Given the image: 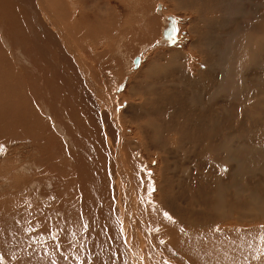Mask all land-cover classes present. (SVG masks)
I'll list each match as a JSON object with an SVG mask.
<instances>
[{
	"label": "rangeland",
	"instance_id": "obj_1",
	"mask_svg": "<svg viewBox=\"0 0 264 264\" xmlns=\"http://www.w3.org/2000/svg\"><path fill=\"white\" fill-rule=\"evenodd\" d=\"M49 1L0 0V264H264V0ZM126 215L202 239L129 252Z\"/></svg>",
	"mask_w": 264,
	"mask_h": 264
},
{
	"label": "bare ground",
	"instance_id": "obj_2",
	"mask_svg": "<svg viewBox=\"0 0 264 264\" xmlns=\"http://www.w3.org/2000/svg\"><path fill=\"white\" fill-rule=\"evenodd\" d=\"M47 1H48V0H47ZM50 1L52 2L51 4L49 3L51 7H54V6L58 7V6H61L60 3H62V2L64 3L63 0H50ZM50 1H49V2H50ZM222 1H223V0H222ZM10 3H11V2H10ZM45 3H46V1H45ZM56 3H58V4L56 5ZM217 3H218V2H217ZM47 4H48V3H47ZM49 4H48V5H49ZM62 7H63V6H62ZM54 8H55V7H54ZM54 8H52V9H54ZM58 8H59V7H58ZM56 9H57V8H55V10H56ZM48 10H49V9H48ZM60 10H61V9H60ZM66 10H67V9H66ZM66 10H65V11H66ZM57 11H59V9H58ZM63 11H64V10H63ZM52 12L54 13L55 11L52 10ZM77 12H78V11H77ZM63 14H64V13H63ZM63 16H64V15H63ZM58 17H59V15H58ZM58 17H57V18H58ZM60 18H61V17H60ZM263 18H264V17H263ZM48 19L50 20L49 23H51V25H53V24H52V23L54 22L53 18H51V16L49 15V16H48ZM74 19H75V18H74ZM261 19H262V18H261ZM59 20H60V19H59ZM64 20H65V19H64ZM259 20H260V18H259ZM13 22H14V21H13ZM55 22H56V21H55ZM74 22H75V20H74ZM167 22H168V21H167ZM262 22H264V21H261V22H260V25H261ZM14 23H15V22H14ZM61 23H62V22H61ZM169 23H170V22H169ZM256 24H257V23H256ZM73 25H74V24H73ZM172 25H173V24H172ZM263 25H264V24H263ZM64 26H65V25H64ZM75 26H76V25H75ZM173 26H174V25H173ZM52 27H53V26H52ZM76 27H77V26H76ZM67 28H68V27H67ZM173 28H175V27H173ZM173 28H172L171 25H169V27L166 28V31H165V34H164L163 39L168 40V39H167V38H168L167 36H169L170 34H172V33L174 32V31H173ZM259 28H260V27H259ZM17 29L20 30V28H18V27H17ZM250 29H251V28H250ZM261 29L264 30L263 27H262ZM256 30H257V29H256ZM172 31H173V32H172ZM14 32H15V31H14ZM62 32H63V31H62ZM64 32H65V31H64ZM171 32H172V33H171ZM259 32H261V31H259ZM79 33H80V32H79ZM256 33H257V32H256ZM260 34H264V31H263V33L261 32ZM166 35H167V36H166ZM60 36H61V35H60ZM165 36H166V37H165ZM176 37H177V36H176ZM256 37H257V35H256ZM258 37H259V36H258ZM246 38H247V37H246ZM252 38H253V37H252ZM62 39H63V40L65 39L64 42H66V40L68 41V39H66L65 37H62ZM74 39H75V38H74ZM253 39H254V38H253ZM255 39H256V38H255ZM263 39H264V38H263ZM75 40H76V39H75ZM161 40H162V39H161ZM61 41H62V40H61ZM254 41H256V40H254ZM45 42H46V41H45ZM68 42H69V41H68ZM62 43H63V42H62ZM70 43H71V41H70ZM262 43H264V42H262ZM65 44L68 45L69 43H65ZM245 44H246V43H245ZM245 44H244V45H245ZM70 45H71V44H70ZM261 45H262V44H261ZM72 46H73V45H72ZM72 46H71V48H72ZM210 46H211V45H210ZM245 46H246V45H245ZM253 46H255V45H253ZM63 47H65V46H63ZM250 47H251V46H250ZM262 47L264 48V46H262ZM262 47H261V48H262ZM261 48H260V49H261ZM66 49H67V48H66ZM253 49H254V48H253ZM68 50L70 51L71 49H68ZM263 50H264V49H263ZM0 51H1V50H0ZM2 51H3V50H2ZM71 51H72V50H71ZM71 51H70V52H71ZM208 51H209V50H208ZM262 53H263V52H262ZM259 54H260V53H259ZM209 57H210V56H209ZM248 58H249V57H248ZM44 59H45V58H44ZM137 59H138V58H137ZM262 60H263V59H262ZM218 61H219V60H218ZM134 62H135V61H134ZM135 63H136V62H135ZM238 64H239V63H238ZM253 64H254V63H253ZM256 64H257V63H256ZM244 66H245V65H244ZM249 66H250V65H249ZM249 66H247V67H249ZM233 68H234V67H233ZM245 68H246V67H245ZM255 68H256V67H255ZM252 69H254V68H252ZM255 70H256V69H255ZM255 70H254V71H255ZM256 72H257V71H256ZM242 73H244V71H243ZM2 75H3V74H2ZM241 75H242V74H241ZM245 75H246V74H245ZM245 75H244V76H245ZM242 76H243V75H242ZM247 76H248V75H247ZM0 77H1V76H0ZM259 77H260V76H259ZM8 78H9V77H8ZM220 78H221V76H220ZM3 79H4V78H3ZM213 79H214V78H213ZM240 79L242 80L243 78H240ZM260 79H261V78H260ZM214 81H215V80H214ZM261 81H262V80H261ZM250 83H251V82H250ZM256 84H258V81H257ZM260 84H262V83L260 82ZM260 84H258V85H260ZM217 86H219V84H218ZM219 88H220V87H219ZM255 88H256V87H255ZM261 88H262V87H261ZM175 89H176V88H175ZM216 89H218V88H216ZM216 89H215V90H216ZM241 89H243V87H242ZM255 90L257 91L258 89H255ZM171 91H172V89H171ZM239 91H240V90H239ZM248 91H249V90H248ZM174 92H176V91H174ZM216 93H217V92H216ZM218 93H219V92H218ZM251 93H252V92H251ZM258 93H259V92H258ZM170 94H171V93H170ZM207 95H208V94H207ZM166 98H167V97H166ZM263 98H264V97H263ZM167 99H168V98H167ZM252 99H254V98H252ZM159 100H160V99H159ZM171 100H172V99H171ZM256 100H257V99H256ZM156 101H157V100H156ZM209 101H211V100H209ZM165 102H166V101H165ZM179 102H180V101H179ZM258 102H259V101H258ZM173 103H174V102H173ZM173 103H172V104H173ZM187 103H188V102H187ZM152 104H153V102H152ZM152 104H151V105H152ZM155 104H156V103H155ZM159 104H160V102H159ZM168 104H169V103H168ZM134 106H136L135 108H139L138 111H140V110L143 108V106L140 105V103H139V104L136 103V104H134ZM134 106L132 105V107H134ZM152 106H153V105H152ZM167 106H168V105H167ZM173 106H174V104H173ZM177 106L179 107V105H177ZM258 106H259V105H258ZM153 107H154V106H153ZM262 107H263V106H262ZM262 107H261V108H262ZM161 108H162V107H161ZM171 108H172V106H171ZM182 108H184V107H182ZM145 109H146V108H145ZM154 109H155V108H154ZM164 109H166V108H164ZM155 110H156V109H155ZM175 110H176V109H175ZM253 110H254V109H253ZM156 111H157V110H156ZM166 111H167V110H166ZM171 111H172V110H171ZM247 111H248V110H247ZM151 112H152V110H151ZM157 112H158V111H157ZM178 112H179V111H178ZM237 112H238V111H237ZM250 112H251V111H250ZM254 112H255V111H253V114H254ZM144 113H145V112H144ZM182 113H183V112H182ZM235 113H236V112H235ZM115 114H116V113H115ZM239 114H241V113H239ZM239 114H238V116H239ZM258 114L260 115V113H258ZM137 115H138V114H137ZM145 115H146V114H144V116H145ZM147 115H148V114H147ZM175 115H176V114H175ZM246 115H247V114H246ZM249 115H250V114H249ZM260 116H261V115H260ZM37 117H38V116H37ZM251 117H252V116H251ZM255 117H257V114H256ZM255 117H254V118H255ZM172 118H173V117H172ZM176 118H177V117H176ZM176 118H175V119H176ZM181 118H182V117H181ZM220 118H222V120L224 119L222 116H221ZM225 118H226V117H225ZM188 119H189V118H188ZM229 119H230V118H229ZM229 119H228V120H229ZM184 120H185V119H184ZM219 120H220V119H219ZM219 120H218V121H219ZM224 120H225V119H224ZM224 120H223V122H224ZM253 121H254V120H253ZM177 122H178V121H177ZM182 122H183V121H182ZM185 122H188V121H185ZM185 122H184V123H185ZM190 122H191V121H190ZM204 122H205V121H204ZM220 122H221V121H219V123H220ZM227 122H228V121H227ZM232 122H233V121H232ZM232 122L229 123V126L231 125ZM169 123H170V122H169ZM184 123H183L182 126L185 127L186 124H184ZM219 123H218V124H219ZM224 123H225V122H224ZM177 124H178V123H177ZM179 124H180V123H179ZM188 124H189V123H188ZM221 124H223V123H221ZM234 124H235V123H234ZM201 125H202V124H201ZM215 125H217V124H215ZM215 125H213V126H215ZM223 125H224V124H223ZM223 125H221V126H223ZM227 125H228V124H227ZM142 126H143V125H142ZM175 126H176V125H175ZM182 126H181V127H182ZM187 126H188V125H187ZM217 126H218V125H217ZM225 126H226V124H225ZM225 126H224V127H225ZM254 126L257 127V125H254ZM165 127H166V126H165ZM178 127H179V126H178ZM230 127H231V126H230ZM259 127H260V126H259ZM143 128L145 129V125L143 126ZM182 128H183V127H182ZM190 128H193V127H190ZM222 128H223V127H222ZM228 128H229V127H228ZM231 128H232V127H231ZM231 128H230V129H231ZM254 128H255V127H254ZM157 129H158V128H157ZM178 129H179V128H178ZM199 129H200V128H199ZM202 129H203V128H202ZM217 129H218V127H217ZM223 129H224V128H223ZM242 129H243V128H242ZM256 129H258V128H256ZM135 130H136V129H135ZM154 130H155V129H154ZM174 130H176V129L174 128ZM187 130H188L190 133L193 132L192 129H188L187 127H186V129H185L184 132H186ZM225 130H226V129H225ZM228 130H229V129H228ZM241 131H242V130H241ZM241 131H240V129H239V134H241ZM258 131H259V130H258ZM184 132H183V133H184ZM194 132H196V131H194ZM206 132H207V131H206ZM221 132H222V131H221ZM237 132H238V131H237ZM230 133H231V132H230ZM242 133H243V132H242ZM253 133H254V132H253ZM255 133H256V131H255ZM258 133H259V132H258ZM263 133H264V132H263ZM263 133H262V134H263ZM201 134H202V133H201ZM201 134H200V135H201ZM214 134H215V133H214ZM220 134H221V133H220ZM224 134H225V133H224ZM228 134H229V133H228ZM235 134H237V133H235ZM243 134H244V133H243ZM262 134H260V136H261ZM191 135H193V134H191ZM207 135H211V134H207ZM212 135H213V134H212ZM233 135H234V134H233ZM241 135H242V134H241ZM241 135H240V136H241ZM237 136H238V134H237ZM160 137H161V136H160ZM230 137H231V136H230ZM174 138H175V137H174ZM191 138H193V137H191ZM228 138H229V137H228ZM235 138H236V137H235ZM238 138H239V137H238ZM172 139H173V138H172ZM172 139H171V140H172ZM187 139H189L188 136H187ZM199 139H200V138H199ZM210 139H211V138H210ZM189 140H192V139H189ZM201 140H203V139H201ZM214 140H215V139H214ZM227 140H228V139H227ZM173 141H174V140H173ZM181 141H182V140H181ZM193 141H195V139H194ZM212 141H213V140H211V143H213ZM228 141H230V139H229ZM234 141H235V140H234ZM186 142H187V141H186ZM188 142H189V141H188ZM204 142H205V141H204ZM207 142H208V141H207ZM207 142H206V143H207ZM252 142L254 143L253 140H252ZM256 142H257V141H256ZM256 142H255V144H256ZM46 143H47V142H46ZM190 143H193V144H194V142H190ZM230 143H233V142H230ZM230 143H229V144H230ZM240 143L243 144L244 142L242 141V142H240ZM136 144H137V143H136ZM169 144H170V141H169ZM169 144H168V145H169ZM188 144H189V143H188ZM199 144H200V143H199ZM199 144H198V145H199ZM233 144L235 145V143H233ZM242 144H241V145H242ZM166 145H167V144H166ZM171 145H173V144H171ZM195 145H196V144H195ZM207 145H208V144H207ZM215 145H217V144H215ZM215 145H214V146H215ZM231 145H232V144H231ZM237 145H238V143H237ZM237 145H236V146H237ZM250 145H251V144H249V146H250ZM174 146H175V145H174ZM179 146H180V145H179ZM183 146H184V145H183ZM204 146H205V144L203 145V147H204ZM220 146H222V145H220ZM229 146H230V145H229ZM239 146H240V145H239ZM260 146H261V145H260ZM169 147H170V145H169ZM196 147H197V146H196ZM208 147H209V146H208ZM258 147H259V146H258ZM160 148H161V147H160ZM178 148H179V147H178ZM194 148H195V147H194ZM194 148H193V149H194ZM198 148H200V146H199ZM215 148H216V147H215ZM228 148H229V147H228ZM251 148H252V147H251ZM253 148H254V147H253ZM193 149H192V150H193ZM211 149H212V148H211ZM221 149H222V148H221ZM232 149H233V148H232ZM237 149H238V148H237ZM237 149H236V150H237ZM239 149H240V147H239ZM239 149H238V151H239ZM241 149H242V148H241ZM246 149H247V148H246ZM254 149H255V148H254ZM259 149H260V148H259ZM150 150H151V149H150ZM174 150H175V149H174ZM203 150H204V149H203ZM203 150H202V151H203ZM212 150H213V149H212ZM219 150H220V149H219ZM234 150H235V149H234ZM236 150H235V151H236ZM243 150H244V149H242L241 152H243ZM247 150H248V149H247ZM235 151H234V152H235ZM249 151H250V150H249ZM249 151H248V152H249ZM258 151H259V150H258ZM167 152H168V151H167ZM175 152H176V150H175ZM211 152H212V151H211ZM211 152H209V153H211ZM214 152H215V151H214ZM223 152H224V150H223ZM234 152H233V153H234ZM244 152H246V151H244ZM261 152H262V151H261ZM263 152H264V150H263ZM263 152H262V153H263ZM194 153H195V152H194ZM206 153H207V152H206ZM206 153H204V154H206ZM220 153H221V152H220ZM225 153H226V151H225ZM227 153H230V152H227ZM252 153H253V152H252ZM254 153H255V152H254ZM259 153H260V152H259ZM259 153L257 152L256 155H257V154L259 155ZM155 154H156V153H155ZM159 154H160V153H159ZM187 154H188V153H187ZM204 154H203V156H205ZM234 154H235V153H234ZM243 154H246V153H243ZM198 155H199V154H198ZM201 155H202V154H201ZM206 155H207V154H206ZM239 155H240V153H239ZM254 155H255V154H254ZM256 155H255V156H256ZM261 155L263 156L264 153L261 154ZM158 156H159V155H158ZM179 156H180V155H179ZM203 156H201L200 159H201ZM222 156L224 157V153H223V155H221L220 157H222ZM225 156H226V155H225ZM245 156H246V155H245ZM247 156H248V155H247ZM255 156H254V157H255ZM188 157H189V156H188ZM223 157H222V158H223ZM226 157H227V156H226ZM239 157H242V155L239 156ZM258 157H259V156H258ZM186 158H187V157H186ZM217 158H219V157L217 156ZM242 158H243V157H242ZM256 158H257V157H256ZM263 158H264V157H263ZM158 159H159V158H158ZM219 159H220V158H219ZM219 159H217V160H218L217 162H219ZM223 159L225 160V157H224ZM227 159H228V158H227ZM229 159H231V158H229ZM183 160H185V159H183ZM221 160H222V159H221ZM243 160H244V159H243ZM189 161H190V159H189ZM205 161H206V160H205ZM244 161H246V159H245ZM250 161H251V160H250ZM256 161H257V163H258V160H256ZM256 161H254V162H256ZM158 162H159V161H158ZM158 162H157V163H158ZM185 162H186V161H185ZM185 162H183V163H185ZM215 162H216V160H215ZM223 162H224V161H223ZM254 162H253V163H254ZM259 162H260V161H259ZM188 163H189V162H188ZM202 163H203V162H202ZM204 163H206V162H204ZM208 163H209V162H208ZM220 163H222V162H220ZM246 163H247V162H246ZM251 163H252V161H251ZM253 163H252V164H253ZM170 164H171V163H170ZM176 164H177V163H176ZM176 164L173 163V165L177 166ZM190 164H192V163L190 162ZM229 164H230V163H229ZM252 164H251V165H252ZM254 164H255V163H254ZM201 165H202V164H201ZM207 165H208V164H207ZM232 165H233V164H232ZM169 166H170V165H169ZM210 166H213V165H210ZM221 166H222V165H221ZM230 166H231V165H230ZM254 166H255V165H254ZM254 166H253V167H254ZM259 166H261V165H259ZM205 167H206V165H205ZM218 167H220V166H218ZM223 167H224V166H223ZM228 167H229V166H228ZM232 167H233V166H232ZM232 167H231V168H232ZM168 168H169V167H168ZM173 168H174V167H172V169H173ZM190 168H191V167H190ZM212 168H213V167H212ZM254 168H255V167H254ZM256 168H257V167H256ZM192 169H193V168H192ZM204 169H205V168H204ZM204 169H203V170H204ZM225 169H226V168H225ZM232 169H234V168H232ZM212 170H213V169H212ZM212 170H211V171H212ZM217 170H218V169H217ZM228 170H229V168H228ZM253 170H254V169H253ZM253 170H252V171H253ZM255 170H256V169H255ZM211 171H210V172H211ZM212 172H213V171H212ZM227 172H228V171H227ZM230 172H231V171H230ZM230 172H228V173H230ZM259 172H260V171H259ZM262 172H263V171H262ZM155 173H156V175L158 174V176H156V182H155V183H151L150 185H154L155 187H159V192H162V191H163L162 180H160V181L158 180V178H159V176H160V173L158 172V170H155ZM205 173H206V172H205ZM208 173H209V172H208ZM260 173H261V172H260ZM80 174H81V173H80ZM240 174H241V173H240ZM256 174H257V173H256ZM261 174H263V173H261ZM245 175H246V174H245ZM247 175H249V174H247ZM251 176H252V175H251ZM205 177H208V176L206 175ZM223 177H224V175H223ZM246 177H247V176H246ZM246 177H245V178H246ZM153 178H154V177H153ZM166 178H167V176H166ZM166 178H164V179H166ZM226 178H227V177H226ZM226 178H225V179H226ZM231 178H233V177H231ZM256 178H257V176H256ZM154 179H155V178H154ZM229 179H230V178H229ZM239 179H240V178H239ZM250 179H252V178H250ZM258 179H259V177H258ZM258 179H257V180H258ZM209 180H210V179H209ZM209 180H208V181H209ZM230 180H231V179H230ZM247 180H248V179H247ZM148 181H149V180H148ZM152 181H153V180H152ZM200 181H201V180H200ZM253 181H254V180H253ZM153 182H154V181H153ZM210 182H211V181H210ZM250 182H252V181H250ZM255 182H256V181H255ZM228 183H229V182H228ZM194 184H195V183H194ZM249 184H250V183H249ZM253 184H255V183H253ZM253 184H252L251 186H253ZM257 184H258V183H256V185H257ZM260 184H261V183H260ZM192 185H193V184H192ZM226 185H227V184H226ZM258 185H259V184H258ZM187 186H188V185H187ZM249 186H250V185H249ZM195 187H196V186H195ZM213 187H214V186H213ZM186 188H189V187H186ZM193 188H194V187H193ZM196 188H197V187H196ZM207 188H208V187H207ZM243 188H245V187H243ZM246 188H248V187H246ZM246 188H245V189H246ZM249 188H250V187H249ZM252 189H253V188H252ZM185 190H186V189H185ZM210 190H212V188H211ZM210 190H209V191H210ZM214 190H215V189H214ZM231 190H232V189H231ZM237 190H238V189H237ZM246 190H247V189H246ZM250 190H251V189H249V191H250ZM256 190H258V189L256 188ZM256 190H255V187H254V192H255ZM190 191H191V188H190ZM159 192H158V193H159ZM191 192H192V191H191ZM199 192H200V191H199ZM187 193H188V192H187ZM212 193H213V192H212ZM248 193H249V192H248ZM250 193H251V192H250ZM188 194H189V193H188ZM202 194H203V193H202ZM215 194H216V193H215ZM246 194H247V193H246ZM210 195H211V194H210ZM210 195H209V197H210ZM216 195H217V194H216ZM241 195H242V194H241ZM190 196H191V195H190ZM190 196H189V197H190ZM202 196H203V195H202ZM207 196H208V195H207ZM207 196H206L205 198H203V199H204V200H206V198L208 199ZM247 196H248V195H247ZM185 197H186V196H185ZM218 197H219V196H218ZM232 197H233V196H232ZM241 197L243 198V196H241ZM241 197H240V198H241ZM212 198H214V197L212 196ZM222 198H224V197H222ZM236 198H237V197H236ZM249 198H250V197H249ZM209 199H211V198H209ZM232 199H233V198H232ZM70 200H71V199H70ZM153 200H154V199L150 200L149 202L152 204ZM219 200H220V198H219ZM228 200H229V199H228ZM241 200H242V199H241ZM209 201H210V200H209ZM211 201H212V200H211ZM224 201H225V200H224ZM220 202H221V201H220ZM225 202H226V201H225ZM208 203H209V202H208ZM213 203H215V202H213ZM226 203H227V202H226ZM237 203H238V202H237ZM197 204H198V203H197ZM210 204H212V202H210ZM155 205H156V203H155ZM161 205H162V204H161ZM161 205H159V206H161ZM192 205H193V204H192ZM213 205H215V204H213ZM128 206H129V205H128ZM162 206H163V208H164V207L167 208V206H169V205H168V203H163ZM205 206H206V208L208 207L207 205H205ZM205 206H204V207H205ZM204 207H203V208H204ZM216 207H217V205H216ZM218 207H219V206H218ZM225 207H226V206H225ZM154 208H155V207H154ZM168 208H169V207H168ZM170 208H171V207H170ZM219 208H220V207H219ZM201 209H202V208H201ZM201 209H200V210H201ZM210 209H211V207H210ZM234 209H235V208H234ZM160 210H161V209H160ZM162 210H163V209H162ZM162 210H161V211H162ZM169 210H170V209H168L167 212H168ZM171 210H172V209H171ZM211 210H212V209H211ZM226 210H227V209H226ZM230 210H231V209H230ZM174 211H176V210H174ZM174 211H173V212H174ZM216 211H218V210H216ZM141 212H142L143 214H147V213H148V211H147V209H145V207H141ZM208 212H209V210H208ZM225 212H226V211H225ZM171 213H172V212H171ZM202 213H204V211H202ZM217 213L220 214V212H217ZM221 213H222V212H221ZM226 213H227V212H226ZM233 213H235V210H234ZM237 213H238V211H237ZM240 213H241V212H240ZM206 214H207V213H206ZM229 214H231V213H229ZM258 214H259V213H258ZM170 215H171V214H170ZM173 215L175 216V215H177V214L174 213ZM181 215H183V214H181ZM220 215H221V214H220ZM222 215H223V214H222ZM222 215H221V218H222ZM225 215H226V214H225ZM227 215H228V214H227ZM235 215H236V213H235ZM128 216H130V215H126V216H125V219H124L125 228H124L123 226H121V227H122V228H121V234H122V235L124 236V238H125V242H124V243L126 244L125 247H126V249H128L129 252L132 251V249H131V247H132V246H131V243H132L133 247H134V243H135V242H134L135 240L133 241V239H132L133 237L131 238V235L135 237L136 234H137L135 230H137L138 233H139L140 230L144 229V227H146V226L148 227V228H147V231L144 232V230H145L146 228L143 230V232L145 233L144 240H143V239H140V237H139V238L137 237V238L140 239V240L142 241V243H143L140 247L137 246L138 248H140V250H141V249H146V248H148V246L155 247L156 245L160 244V243L163 242V241H164V242H167L170 246H172V245H176L177 248L180 247L181 245H185V246H189V247H192V248H194V249L197 250V248L195 247V246L197 245V241H196V240H201V239H202L201 236H199L201 239H197L198 237L196 238V235H195V234H193V233L191 234V233H187V232L183 233L184 235H183V238H182V236L180 235V233H181L180 230H181V229L179 228V223H180V226H181V221H182V220H177L176 222H174V224H170V226H169L170 229H169L167 226H165L163 230H159V229H156V228L153 226L152 222L150 223V222H149V221L143 216V218H141V219H139V220L137 219V220H134V221H133V225H134V227H133V226H132V227L135 228V230H134V229H132L131 226L128 227V223H129V222L127 223V221H128ZM208 216H209V215H208ZM211 216H212V215H211ZM211 216H209V217H211ZM218 216H219V215H218ZM223 216H224V215H223ZM229 216H230V215H229ZM67 217H68V216H67ZM194 217H196V216H194ZM201 217L203 218V216H201ZM206 217H207V215H206ZM209 217H208V218H209ZM231 217H232V216H231ZM245 217H246V216H245ZM185 218H186V217H185ZM192 218H193V217H192ZM208 218H206V219H208ZM213 218H214V217H213ZM223 218H224V220L226 219L225 216H224ZM77 219H78V218H77ZM209 219H210V218H209ZM217 219H218V218H217ZM228 219H229V218H228ZM233 219H234V218H233ZM233 219H232V220H233ZM258 219H260V218H258ZM258 219H257V220H258ZM187 220H188V219H187ZM255 220H256V219H255ZM255 220H254V221H255ZM260 220H261V219H260ZM130 221H131V220H130ZM213 221H214V220H213ZM262 221H264V220H262ZM198 222H199V221H198ZM198 222H196V223H198ZM204 222H205V221H204ZM206 222H207V220H206ZM208 222H209V221H208ZM211 222H212V219H211ZM229 222H230V221H229ZM251 222H252V221H251ZM256 222H258V221H256ZM177 223H178V224H177ZM227 223H228V222H227ZM245 223H246V221H245ZM262 223H263V222H262ZM262 223H261V224H262ZM184 224H185V223H184ZM187 224H189V223H187ZM187 224H185V225H187ZM213 224H214V223H213ZM240 224H241V223H240ZM249 224H250V223H249ZM253 224H254V225H253ZM259 224H260V223H259ZM263 224H264V223H263ZM129 225H131V224L129 223ZM144 225H146V226H144ZM197 225H198V227H197ZM197 225H195V226H196L197 228H200V227H199L200 224H197ZM215 225H216V224H215ZM218 225H219V224H218ZM252 225L255 226V222L252 223ZM182 226H183V225H182ZM193 226H194V225H193ZM235 226H236V225H235ZM250 226H251V224H250ZM250 226H249V227H250ZM72 227H73V226H72ZM183 227H185V226H183ZM251 227H252V226H251ZM257 228H259V229L262 228V230H263V229H264V225H262L261 227H257ZM204 229H205V228H204ZM259 229H258V231H259ZM205 230H206V229H205ZM209 230H210V229H209ZM124 231H126V232H124ZM131 231H132V232H131ZM187 231L189 232V229H187ZM206 231H207V230H206ZM210 231H211V230H210ZM216 231H218V229H216ZM219 231L222 232V234H221V235L218 234L219 236L217 235L216 237H219V238H217V239H219V240H221V238H222V240H223V242H224V241L227 240V237H229L228 234H229V233L231 234V232H234V233L237 232V233H240V234H244L245 232H250V233H251V232H255V236H256L257 229H248L247 231H245V230H244V227H237V228H232V229L221 228V230L219 229ZM263 231H264V230H263ZM119 232H120V231H119ZM190 232H191V231H190ZM204 232H205V231H204ZM260 232H261V231H260ZM199 233H201V232H199ZM205 233L207 234V232H205ZM211 233H212V232H211ZM211 233H210V234H211ZM237 233H235V234H237ZM250 233H249V234H250ZM141 234H143V233H141ZM203 235H204V234H203ZM203 235H202V236H203ZM247 235H248V234H247ZM164 236H166V237L164 238ZM207 236H208V234H207ZM214 236H215V235H214ZM243 236H244V235H243ZM245 236H246V235H245ZM251 236H254V234L251 235ZM167 237H168V238H167ZM203 237H205V236H203ZM208 237H210V236H208ZM208 237H207V238H208ZM216 237H215V238H216ZM258 237H259V236H258ZM210 238H212V237H210ZM215 238H212V239H215ZM241 238H243V240H244V237H241ZM247 238H248V236H247ZM121 239H122V238H121ZM203 239H204V238H203ZM230 239H231V238H230ZM248 239H249V238H248ZM253 239H254V238H253ZM258 239H260L259 241H261L262 238H258ZM206 240H207V239H206ZM250 240H251V239H250ZM122 241H123V240H122ZM207 241L210 242L209 239H208ZM207 241H205V242H207ZM215 241H216V240H215ZM215 241H214V244L212 243L213 245H215V243H216ZM251 241H252V240H251ZM256 241H257V240H256ZM256 241H255V242H256ZM130 242H131V243H130ZM137 242H138V240H137ZM219 242H220V241H219ZM219 242H218V243H219ZM223 242H222V244H223ZM246 242H247V241H246ZM149 243H150V244H149ZM237 243H238V242H237ZM253 243H254V242H253ZM253 243H252V244H253ZM258 243H259V242H258ZM199 244H200V245H203V244H201V241H200ZM199 244H198V245H199ZM205 244H208V246L210 245L209 243H205ZM255 244H256V243H255ZM139 245H140V243H139ZM200 245H199V246H200ZM213 245H212V246H213ZM219 245H220V243H219ZM243 245H244V244H243ZM243 245H242V246H243ZM248 245H249V244H248ZM253 245H254V244H253ZM258 245H259V244H258ZM203 246H205V245H203ZM210 246H211V245H210ZM236 246H237V245H236ZM256 246H257V245H256ZM200 247H201V246H200ZM200 247H199V248H200ZM234 247H235V246H234ZM234 247H233V248H234ZM239 247H240V245H239ZM225 248H226V247H225ZM133 249H134V248H133ZM200 249H201V248H200ZM213 249H214V248H213ZM256 249H257V248H256ZM130 250H131V251H130ZM198 250H199V249H198ZM209 250H210V249H209ZM227 250H228V249H227ZM213 251H214V250H213ZM224 251H226V250H224ZM138 252H140V251H138ZM141 252H143V250H141ZM222 252H223V251H222ZM199 253H200V252H199ZM213 253H214V252H213ZM117 254H118V253H117ZM202 254H203V253H202ZM217 254H219V252H218ZM220 254H221V253H220ZM225 254H226V253H225ZM208 255H210V254H208ZM208 255H207V256H208ZM212 255H213V254H212ZM138 256H139V255H138ZM215 256H216V255H215ZM228 256H229V255H228ZM256 257H257V255H256ZM173 263H175V262H173Z\"/></svg>",
	"mask_w": 264,
	"mask_h": 264
},
{
	"label": "snow or ice",
	"instance_id": "obj_3",
	"mask_svg": "<svg viewBox=\"0 0 264 264\" xmlns=\"http://www.w3.org/2000/svg\"><path fill=\"white\" fill-rule=\"evenodd\" d=\"M153 191H154V189H153ZM165 216H166L168 219H171V217H170V216H168V214H167V213H165Z\"/></svg>",
	"mask_w": 264,
	"mask_h": 264
},
{
	"label": "water",
	"instance_id": "obj_4",
	"mask_svg": "<svg viewBox=\"0 0 264 264\" xmlns=\"http://www.w3.org/2000/svg\"><path fill=\"white\" fill-rule=\"evenodd\" d=\"M167 37L169 38L170 36H167ZM137 60H138L137 57H135V58H134V61L137 62Z\"/></svg>",
	"mask_w": 264,
	"mask_h": 264
}]
</instances>
